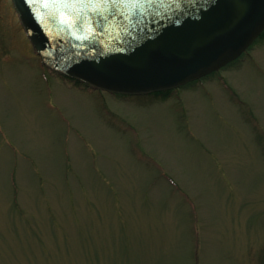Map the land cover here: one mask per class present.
<instances>
[{
	"label": "rangeland",
	"instance_id": "374dc122",
	"mask_svg": "<svg viewBox=\"0 0 264 264\" xmlns=\"http://www.w3.org/2000/svg\"><path fill=\"white\" fill-rule=\"evenodd\" d=\"M0 264H264V32L165 96L43 67L0 0Z\"/></svg>",
	"mask_w": 264,
	"mask_h": 264
},
{
	"label": "water",
	"instance_id": "95a60500",
	"mask_svg": "<svg viewBox=\"0 0 264 264\" xmlns=\"http://www.w3.org/2000/svg\"><path fill=\"white\" fill-rule=\"evenodd\" d=\"M52 71L148 95L235 62L264 32V0H13Z\"/></svg>",
	"mask_w": 264,
	"mask_h": 264
},
{
	"label": "trees",
	"instance_id": "16d2710c",
	"mask_svg": "<svg viewBox=\"0 0 264 264\" xmlns=\"http://www.w3.org/2000/svg\"><path fill=\"white\" fill-rule=\"evenodd\" d=\"M166 94H169V93H155L154 96H165Z\"/></svg>",
	"mask_w": 264,
	"mask_h": 264
}]
</instances>
